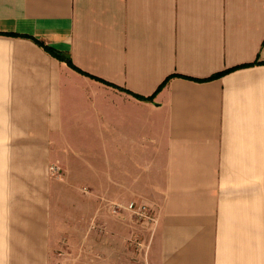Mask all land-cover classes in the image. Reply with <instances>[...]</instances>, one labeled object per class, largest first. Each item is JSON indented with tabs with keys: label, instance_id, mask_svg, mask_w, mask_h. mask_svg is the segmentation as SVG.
<instances>
[{
	"label": "crops",
	"instance_id": "0c3cea01",
	"mask_svg": "<svg viewBox=\"0 0 264 264\" xmlns=\"http://www.w3.org/2000/svg\"><path fill=\"white\" fill-rule=\"evenodd\" d=\"M0 264H264V0H0Z\"/></svg>",
	"mask_w": 264,
	"mask_h": 264
},
{
	"label": "built area",
	"instance_id": "2783aa9c",
	"mask_svg": "<svg viewBox=\"0 0 264 264\" xmlns=\"http://www.w3.org/2000/svg\"><path fill=\"white\" fill-rule=\"evenodd\" d=\"M51 171L59 173V166L57 164H52L50 166ZM127 207H129L131 210H133V212L139 216V217H145L148 219H153L152 213L148 212L146 209V205L145 204H136L134 202H129L127 204Z\"/></svg>",
	"mask_w": 264,
	"mask_h": 264
},
{
	"label": "trees",
	"instance_id": "16d2710c",
	"mask_svg": "<svg viewBox=\"0 0 264 264\" xmlns=\"http://www.w3.org/2000/svg\"><path fill=\"white\" fill-rule=\"evenodd\" d=\"M44 48L47 49L49 52H51L52 54H54L55 56L65 60L70 66H72L73 68L75 69H78L80 70L73 62L72 60L70 59V57L68 55H65L63 53H60L57 49H55L54 47L50 46V45H47V44H43ZM82 71V70H80ZM222 72L220 73H217L215 74V76L221 74ZM214 76V75H213Z\"/></svg>",
	"mask_w": 264,
	"mask_h": 264
},
{
	"label": "rangeland",
	"instance_id": "374dc122",
	"mask_svg": "<svg viewBox=\"0 0 264 264\" xmlns=\"http://www.w3.org/2000/svg\"><path fill=\"white\" fill-rule=\"evenodd\" d=\"M56 174H59V173H56ZM147 211H148V210H147ZM137 217H139V216H137ZM135 240H136V242H137V241L139 242L137 248H138V247H141V243H140L141 241H140V239L136 238Z\"/></svg>",
	"mask_w": 264,
	"mask_h": 264
}]
</instances>
